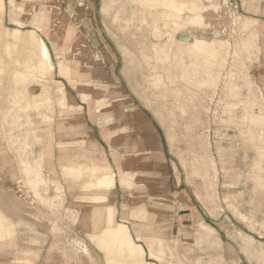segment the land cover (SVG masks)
I'll return each instance as SVG.
<instances>
[{
    "label": "rangeland",
    "instance_id": "1",
    "mask_svg": "<svg viewBox=\"0 0 264 264\" xmlns=\"http://www.w3.org/2000/svg\"><path fill=\"white\" fill-rule=\"evenodd\" d=\"M177 1L187 3L192 12L209 6L217 10L218 17L208 19L202 28L212 32L210 47L219 53L194 52L188 27L185 32H177L171 22L165 23L163 10L151 8L147 0H15L16 7L23 10L18 18L22 25H14L5 13L0 25L5 32L0 37V230L11 238L9 250L0 253V264H17L15 259L22 252L32 254L29 264H107L106 251L97 248L100 245L95 242L104 226L92 230L81 219L86 209L83 198L92 194L83 189L87 178L73 180L65 171L71 166L61 160L83 151L100 152L115 166L106 145L110 140L103 131L110 129L108 116L119 115L120 110L122 114L132 110L144 113L161 126L183 179L202 202L195 201L198 210H211L215 216L207 222L219 228V241L226 247L237 245L238 255L245 252L239 246H252L257 250L258 264L263 263V240L259 237L264 236V123L254 121L260 109L250 105L252 101L264 103L263 82L251 72L260 55L257 26H246L251 21L246 19V0ZM108 3L111 9L104 11ZM42 12L50 15L48 30L56 33L36 31L55 67L51 80L61 82L68 96L84 107L80 119L62 114L66 111L61 107L57 109L55 90L47 95L51 109L44 104L49 80L40 74L27 85L15 82L17 70L25 69L24 46H29L31 40L24 34L28 44L23 36L14 40L10 33L33 30V18ZM189 13L184 17H190ZM69 30H73L74 37L67 41L63 37ZM156 33L163 34L162 38H156ZM251 34L256 47L242 49ZM8 45L12 47L10 53ZM59 56L86 78L70 82L61 77ZM82 93L103 100L104 106L91 109L90 103L82 102ZM123 98H130L135 106L117 107L116 102ZM40 100L44 105L37 109L34 103L40 105ZM84 134L100 145H83L79 136ZM24 163L39 172L42 182L37 192L28 184ZM136 190L143 201L142 188ZM109 202L118 210L116 221L122 222L123 204L134 206L136 200L130 198L128 190L118 202L110 193ZM154 203L151 210L171 213L165 211V202ZM147 211L148 207L129 214L145 221ZM244 213L252 216L253 224L248 223L251 218ZM176 219L179 221L180 216ZM200 220L180 221L175 232L169 231V220L156 221L155 235L167 246L161 261L150 258L147 244L137 240L138 234L131 230L134 226L128 227L134 241L145 248L148 263L226 264L221 242L196 245L195 227Z\"/></svg>",
    "mask_w": 264,
    "mask_h": 264
},
{
    "label": "bare ground",
    "instance_id": "2",
    "mask_svg": "<svg viewBox=\"0 0 264 264\" xmlns=\"http://www.w3.org/2000/svg\"><path fill=\"white\" fill-rule=\"evenodd\" d=\"M147 3H149V6L151 8L153 7L156 10L158 8L162 9L163 12L161 15L163 16L165 23L171 22V24L173 25L172 28L175 29L177 32H179V30H181L180 32L182 31L185 32V30L188 27V31L190 32L191 39L193 40L192 50L194 52H197L203 55H205L207 52L210 53V51H212L211 52L212 55H215V53L218 52L217 50L210 47V41L213 36L212 32L207 30L206 28H202L203 24L205 25L208 19L213 20V18L218 17L217 10L210 8L209 6L206 9L203 8V10L201 11L197 9L195 12H192L190 11V7L187 6V3L182 2V1L178 2L177 0H147ZM113 4H116V2ZM110 9H111L110 3L104 6V11H109ZM189 12H191V14ZM5 13L9 15V18L14 23V25L15 24L22 25V23L19 21L18 18H20L21 14L23 13V10L18 9L16 7L15 0H0V25L2 23L1 20L3 16L5 15ZM159 13L160 12H158V14ZM185 13H189L191 16L184 17ZM50 23H51L50 15L47 12H42L41 14L34 16L33 21H32V25L34 27L33 30H30L28 32H22L21 30H13L10 33L12 35V39L14 38V40L15 38H21L23 34L27 35L30 38L29 40H31L29 46L27 47L24 46V51L26 52L25 54L26 60L24 59L25 63L23 67L25 66V69L20 68V69H23V71L20 70L21 72H18L17 70V72L15 73V80H16L15 82L17 85H21V84L27 85L26 83L28 82L29 83L32 81L35 82V80L39 78L38 74H40L42 78H46L45 80L47 79L49 80V81H46L47 85L45 84L46 85V88L44 90L45 91L44 93L46 94L45 96H47L50 93V91L55 90V93H57L56 101L58 103L56 107L57 106L61 107L62 110L64 109V111H66V112H63L62 114H68L69 116L79 117L80 119L81 112L83 110L82 106L77 104L72 97L68 96L67 92L64 89V86L60 85L61 82L51 80V77L53 73L55 72V67L53 63L51 62L50 52H49L47 45L44 43V41L41 38H38L39 36H37L36 34L37 30L44 29L45 32H48L50 35L51 34L55 35L56 33L54 31L48 30V26L50 25ZM143 24L145 23L143 22ZM247 25L249 26V28L254 27V26L256 27L257 22L254 20H251L250 22H247L246 26ZM19 27H22V26H19ZM223 28L227 29V24L224 25ZM225 29L224 31H226ZM6 30L5 31L8 34L10 31L9 29H6ZM3 33L5 32L2 31V26H0V37L3 35ZM73 33H74L73 30L71 31L69 30L67 34L64 35L63 38H66V40L68 41L74 37ZM5 36L6 35H4V37ZM155 36L156 38H162L161 36H163V34L156 33ZM28 37H24L26 38L25 41L27 40ZM171 38L173 37L171 36ZM253 38L254 36L253 34H251L242 43L243 45L241 46L242 49L253 50V48L256 47L255 39ZM17 41L18 43H20L18 39ZM26 42H27L26 44H28V40ZM23 43L25 42L23 41ZM11 48L12 47L8 45L6 50L10 53ZM258 49L261 53L260 43H259ZM8 57H10V55ZM212 58H214V56ZM0 63H2V60ZM8 66L9 65L7 64V67ZM58 73L61 77L65 78L66 80L70 82H72L74 78H80L82 79V81L84 80V78H86L85 75H82L78 70L73 68L69 62L65 61V59L60 56L58 57ZM45 80L42 79L43 82ZM78 82H81V80ZM39 85H40V82H39ZM40 96L41 95H39V99L41 98ZM262 97H263V94H262ZM81 99L83 100L82 101L83 103H88V104L90 103V108L91 109L94 108V110H99L100 108L104 106L103 100L96 99L94 98L93 95L88 94V93H82ZM50 101H51L50 98L47 96V98L43 102H46L44 104L45 105L47 104L48 107L50 106V109H51L52 104L50 103ZM39 102H40V105L39 103H36V104L34 103V107H37V109L38 107L40 108L41 105H44L41 103V100ZM250 105H251V108L260 109V112L258 115L255 116L254 121L264 123V112H263L264 103L258 104L257 102L252 101ZM39 112H40V109H39ZM43 116H44V113H43ZM50 117L49 118L47 117V118L51 119ZM111 122L112 120L110 118L106 119V123L108 125H110ZM109 137H110V134H108L107 139H109ZM79 138H81L83 145H86V146L89 145L94 148L98 147L99 145L98 143L95 142V140L92 142H90L89 140H86L85 135L79 136ZM114 158H115V161L118 162V157L116 155H114ZM64 159L65 160L62 159L61 161L66 163V165L71 166L70 168H65V171L76 173V177L74 178L75 181H80L81 177H83V179L87 178V186H85L83 189L86 192H91L92 194H89L88 196L83 198L82 202H84L86 209L83 211L84 215L81 219H83V224L87 228H90L92 230L97 229L100 226H104V230L101 232V235L97 236L96 238L98 242L95 240H92V241L93 242L95 241L98 245H100V247L97 246V248L99 249L101 248L106 251L108 255L107 264H155L153 262L148 263L145 260V251H146L145 248L142 245H139L134 241L131 230L128 227L129 222L134 221L129 217V213L132 212V213L137 214V213L143 212L146 210V207L144 205L130 206L129 204H123L122 222H120V221H116V216L118 213V210L116 209V205L111 204V202H109V195L117 185V180H116L117 176L119 178L118 182H119L120 187L123 189L130 190L131 197L134 198L135 200L137 199V190L134 189L135 186L133 184L136 178V174H134L133 172L125 171L123 167L121 166V164L119 163H118V172L116 174L113 171L111 165L109 164L106 156L100 152L96 154H92L91 152L83 151L80 155L76 157L68 156L67 158H64ZM85 172H87V175H85ZM94 191L95 193H93ZM197 226L199 230L212 231V228L209 225L205 224L202 220L198 222ZM0 228L3 229V226L0 225ZM136 237L138 241L145 242L147 244L149 256L151 259L155 261L163 260L164 256L167 254V251H166L167 246L163 238H161L158 235L155 236L153 234L148 237H143L141 235H137ZM10 238L11 237L6 235L5 230H0V253H3L5 251L7 252V250H9L10 247H9L8 242H10L9 241ZM31 256L32 254L29 252H22L20 254V257H17L15 259L16 261L15 263L29 264Z\"/></svg>",
    "mask_w": 264,
    "mask_h": 264
},
{
    "label": "crops",
    "instance_id": "3",
    "mask_svg": "<svg viewBox=\"0 0 264 264\" xmlns=\"http://www.w3.org/2000/svg\"><path fill=\"white\" fill-rule=\"evenodd\" d=\"M244 6H246L245 10L247 12L246 19L257 22L256 32L259 38L261 53L259 55V60L255 63L257 67L254 66L251 72L260 76L259 79L263 82L264 90V0H246ZM122 96H125L124 93ZM133 103L134 102L130 98H123L116 102V106L119 108L134 107L135 104ZM82 109H84L83 106ZM121 112H123V110H120L119 115L115 114L114 116H108L112 122L110 125L107 124L110 126V129L108 131H103V135H106L108 138V134H110V145L108 146V144L104 142L109 150L111 149L109 154L110 161H113L112 156L114 157V155H116L118 157V162L115 161V166L109 163L113 171L117 174L119 163L125 171L136 174V178L133 182L135 186L134 189L142 188L143 192L140 196H143V201L141 197L139 198L137 195L135 205H141L143 203L146 210L148 207V216L145 221L138 220V217H136L137 219H135V217L132 218L129 214V217L134 220L129 222V226H134V229L131 228V230H133L135 234L143 237L151 236L150 234L155 235L158 232L156 227H154L156 221L164 218L171 223L169 231L175 232V230L178 229L180 221H191L193 218L199 217L205 224L212 228V231L199 230L196 225V245L202 247L205 242L215 244V242L218 241L217 243H222L223 241H219L218 236H216V232H219V228H215L214 225L207 222V220L210 218L213 219L215 216L212 214L211 210L207 209L209 212L198 210L197 204L195 203L202 204V202L197 199L195 192L191 191L190 185L183 179L180 166L171 150L168 137L161 126L155 123V121L146 114L139 113L136 110H132L133 113L131 112L130 114H122ZM84 135L86 140L90 142L95 140L88 134ZM111 140H113V142ZM95 142L98 143L97 140H95ZM24 166L28 184L37 192V187L42 182L39 172L38 174L35 173V170L29 163H24ZM69 175L73 180L76 177V173L74 172H69ZM85 175H87V172H85ZM82 179L83 177H81V180ZM117 180L119 181L118 176ZM85 186H87V181L84 182V187ZM111 193L114 197V201L118 202L122 196L128 193V190L121 188L118 182ZM153 202H155L154 204L165 202L167 207L165 211L171 213L164 215L155 210H151V203ZM234 205L237 206L236 204ZM157 208L161 209L162 206L159 205ZM178 215L180 216V220H174ZM247 216L251 218L248 223L253 224L252 216ZM153 218H155L154 222L150 223V220ZM259 238L263 240V242H261L262 258H260V260L263 261L261 264H264V236ZM222 245L226 250V255L223 256L222 259L226 264H258V254L254 247H249L247 245L245 247L239 246L238 249L240 250L242 248L245 252H241L238 255L236 251L237 245L236 247L229 246V244H227L226 247L223 243ZM230 245H233V243L231 242ZM210 262L214 263L212 261Z\"/></svg>",
    "mask_w": 264,
    "mask_h": 264
}]
</instances>
